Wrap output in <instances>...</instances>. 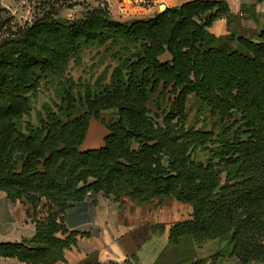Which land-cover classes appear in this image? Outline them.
Segmentation results:
<instances>
[{"label": "trees", "instance_id": "trees-1", "mask_svg": "<svg viewBox=\"0 0 264 264\" xmlns=\"http://www.w3.org/2000/svg\"><path fill=\"white\" fill-rule=\"evenodd\" d=\"M230 15L226 2L206 0L129 22L96 8L72 21L36 19L0 38V192L33 211L38 198L51 205L31 239L0 244V258L65 264L77 234L64 228V211L102 193L137 205L175 199L191 215L170 227L169 247L201 250L218 241L237 264H264V14L256 41L232 33L212 40L209 28ZM91 47L116 49L109 84L85 96L83 114L62 101L22 134L29 95ZM156 93L172 96L160 124L146 107ZM189 96L215 120L210 130L184 128ZM108 109L119 118L105 126L102 147L80 151L89 119ZM195 149L209 153L205 164L192 161Z\"/></svg>", "mask_w": 264, "mask_h": 264}, {"label": "rangeland", "instance_id": "rangeland-1", "mask_svg": "<svg viewBox=\"0 0 264 264\" xmlns=\"http://www.w3.org/2000/svg\"><path fill=\"white\" fill-rule=\"evenodd\" d=\"M151 1L152 0H0V18L5 22V25L0 28V38L6 36L11 31H15L17 28L30 25L36 19L47 16L72 21L81 18L87 11L100 8L107 11L110 18L114 21L129 22L133 19H146L151 17L152 9L150 10V8H155V14L164 11L161 10V7H164L161 1H157L154 4ZM206 1L226 2L225 0ZM244 1L245 3H240V6H237L239 7L241 15H230L228 19H224L225 23L223 22L221 23L222 25H220L221 31L217 28L216 32L211 34V29L218 20L209 28L208 33L212 40L216 41L219 38H225L228 34L232 33L248 40L256 41V37L262 25L264 4L258 0ZM257 7L261 9L260 13H255ZM252 11H254L255 18L249 15V12ZM245 17L258 26L256 29H251V33H248L246 37L243 33L239 34L238 31L241 26L246 23ZM115 50L116 49L110 50L103 47L88 48L82 52L78 60H71L68 63L62 77L56 78L49 76L42 81L38 90L29 95L30 112L28 115L23 116L19 126L20 132L26 136L29 135L26 127L29 125L35 128L39 125V117H43L49 112H58V108L62 106V101H65L64 103L70 102L73 104V110L76 112L75 116L83 114L85 111V96L96 95L104 85L109 84L112 71L119 64L112 57V53ZM157 93L149 99L146 107L150 111V117L154 118V120L160 124L171 104L172 96H168L167 94L163 96ZM72 99H74V101H72ZM62 107H65V105ZM184 114L186 115V121L184 123L185 129L193 128L194 130L208 131L215 122L214 119H210L206 109L198 106V103L192 96L187 98ZM118 118L116 109L102 110L97 119L90 118L84 141L79 150H95L102 147L103 138L108 134L105 126L115 124ZM173 123H175V121ZM213 129L214 134H218L220 127H213ZM207 147L212 148V145L208 144ZM131 148H136V144H133ZM208 157L209 153L201 149H195L191 153V159L194 163L205 164ZM89 181L91 182V180ZM97 195H102V193H98ZM170 200L171 201H168L169 205L157 209L156 214L152 216L151 221L153 225L156 226H154L155 229H158L159 225L163 224V226L168 227L169 230V219L171 220L170 217L172 215H169L170 213L168 212L171 208L168 207L170 203L175 204V201L172 199ZM35 204L36 209L34 211L28 204L24 205L30 211L29 219L31 223L35 224L38 221L45 222L48 218L51 206L49 201L42 197L36 199ZM155 219L158 220L157 222L162 221L163 223L157 224ZM149 246L150 244L147 243L144 249H142L138 259L136 258V264H152L150 261L144 260L143 258L147 255ZM226 246L225 243H220L218 241L206 243L201 250L193 249L195 251L192 256L195 257V260L187 261L184 264L195 262L202 257L205 264H209V262H212V264H237L236 259L227 255ZM183 248L187 249L183 246H179L177 249ZM218 250H222L223 254L221 253L222 255L216 256L215 253ZM160 262L161 261L158 260L157 263L155 262L153 264H160Z\"/></svg>", "mask_w": 264, "mask_h": 264}, {"label": "crops", "instance_id": "crops-1", "mask_svg": "<svg viewBox=\"0 0 264 264\" xmlns=\"http://www.w3.org/2000/svg\"><path fill=\"white\" fill-rule=\"evenodd\" d=\"M157 1H161L165 8H174L195 0H152L151 2L154 4ZM225 1L231 15H241L237 6L245 3L244 0ZM151 9L153 16L155 8ZM260 12L261 9L257 7L255 13ZM223 22L225 23L224 19L218 20L211 29V34H214L217 28L221 31L220 25ZM253 24L246 18V23L238 30L239 34L243 33L246 37L251 33V29L258 28ZM170 199L172 198L137 205L125 198L115 202L112 198L103 195H86L80 201L71 204L62 215V224L67 232L76 233L77 236L75 244L63 252L65 264H123L127 260L131 261V256H134L133 262L136 264V258L138 259L147 243L150 246L147 255L143 258L152 264L157 263L158 260L161 261L160 264H184L195 260L192 256L195 250L169 247L168 227H164L162 221L157 222L158 220L155 219L157 224H162L155 229L156 226L151 221L156 210L169 205ZM172 200L175 204L170 203L168 207L171 208L168 213L172 215L171 220L169 219V229L189 219L191 215L188 205ZM34 234L35 224L26 216L25 207L19 201L11 202L5 193L0 192V244H17L31 239ZM0 264L24 263L14 258H0Z\"/></svg>", "mask_w": 264, "mask_h": 264}, {"label": "bare ground", "instance_id": "bare-ground-1", "mask_svg": "<svg viewBox=\"0 0 264 264\" xmlns=\"http://www.w3.org/2000/svg\"><path fill=\"white\" fill-rule=\"evenodd\" d=\"M165 9V7H161V10H164Z\"/></svg>", "mask_w": 264, "mask_h": 264}]
</instances>
